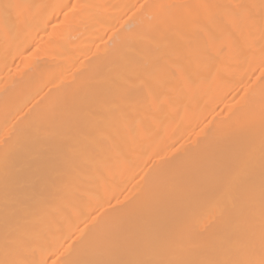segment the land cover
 I'll return each mask as SVG.
<instances>
[{
  "label": "bare ground",
  "instance_id": "1",
  "mask_svg": "<svg viewBox=\"0 0 264 264\" xmlns=\"http://www.w3.org/2000/svg\"><path fill=\"white\" fill-rule=\"evenodd\" d=\"M0 264H264V0H0Z\"/></svg>",
  "mask_w": 264,
  "mask_h": 264
}]
</instances>
